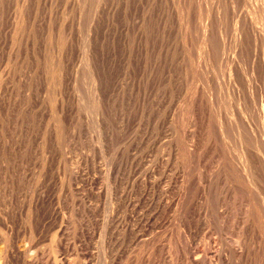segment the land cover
<instances>
[{
    "label": "rangeland",
    "instance_id": "1",
    "mask_svg": "<svg viewBox=\"0 0 264 264\" xmlns=\"http://www.w3.org/2000/svg\"><path fill=\"white\" fill-rule=\"evenodd\" d=\"M263 1L0 0V264H264Z\"/></svg>",
    "mask_w": 264,
    "mask_h": 264
},
{
    "label": "bare ground",
    "instance_id": "2",
    "mask_svg": "<svg viewBox=\"0 0 264 264\" xmlns=\"http://www.w3.org/2000/svg\"><path fill=\"white\" fill-rule=\"evenodd\" d=\"M264 2V1H263ZM97 17V16H96ZM171 22V21H170ZM258 26V25H257ZM102 28V27H101ZM262 29V28H261ZM260 34V33H259ZM236 36V35H235ZM261 38V37H260ZM94 39V38H93ZM262 49V48H261ZM259 60V59H258ZM174 77V76H173ZM254 102V101H253ZM233 175V174H232ZM246 180V179H245ZM262 192V191H261ZM241 233V232H240ZM5 240V239H4ZM237 240V239H236ZM240 248V247H239ZM7 250V249H6ZM234 252V251H233ZM241 254V253H240ZM190 256V255H189ZM202 256V255H201ZM198 261V260H197Z\"/></svg>",
    "mask_w": 264,
    "mask_h": 264
}]
</instances>
